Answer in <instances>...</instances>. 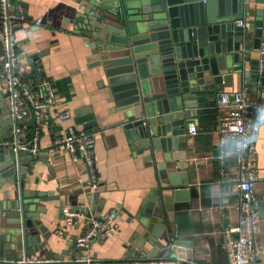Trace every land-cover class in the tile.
Returning a JSON list of instances; mask_svg holds the SVG:
<instances>
[{"label":"crops","instance_id":"crops-1","mask_svg":"<svg viewBox=\"0 0 264 264\" xmlns=\"http://www.w3.org/2000/svg\"><path fill=\"white\" fill-rule=\"evenodd\" d=\"M12 1L16 10L26 15L15 31L21 76L30 85L50 79L58 94L57 107L49 110L50 116L40 133L38 156L33 160H23L29 165L23 189L30 197L38 199L41 192L48 198L40 202L41 208L46 209V212L40 213L38 222L42 224L43 232L27 218L30 224H34L33 233L40 236L42 247L33 255L17 253L13 260L22 257L59 258L65 264H80L72 260L80 254L75 248V240L85 230L87 216L97 214L99 208L102 209L100 214L110 208L118 209L122 221L116 232L94 241L88 254L105 261L137 259L140 256L132 241L135 234L142 232L138 227L139 217L144 208L157 207L162 209L159 216L164 219L170 243H182L170 255H162L160 251L156 258L173 259L175 264H233L226 234L239 224L240 217L237 209L240 162L235 155L238 140L235 136L228 137L224 147L226 157L221 160L218 129L225 109L217 106L216 97L220 92L233 93L244 87L252 91L247 83L253 69L258 67L264 25L263 29H250V25L257 21L264 23V0H246L249 13L243 20L248 47L243 65L249 77L246 79L242 73H234L225 75V81L212 83L209 80L196 97L198 106L193 110H198V115L192 116L188 123L196 125L197 134L190 135L187 129L186 140L179 143V151L174 153L179 159L180 170L187 172L188 185L184 186L188 189L187 195L183 200H174L171 211L164 206L163 195L168 192L160 182L156 162L147 160L149 151L139 153L132 149L124 129L123 113L115 110V102L108 95L107 81L101 69L93 66L90 60L92 50L86 47V40L77 31L79 25L75 19L81 12L82 2ZM1 51L0 42V55ZM23 54L38 59L28 62ZM257 88H264V81L259 82ZM64 111L70 112L72 117L60 122L56 116ZM90 114H94L96 129L86 127L87 122L81 120ZM260 115L262 121L258 124L251 160L257 176L253 184L257 202L264 200V104ZM30 120H26V128L18 136L21 141L30 140L36 130V125L32 126ZM68 127L95 133L92 152L94 171L83 159L73 161L66 149L56 143ZM0 139L13 143L17 138L13 134L9 137L8 127H0ZM162 160L159 153L157 161ZM93 173L97 187L93 185ZM5 192H9V198H14V184L6 183L0 187V202L3 205L7 202ZM155 196L158 200L154 199ZM70 209L84 212L87 216L80 218L75 225L67 226L64 212ZM258 211L257 240L262 253L255 264H264V208ZM2 213L5 214V211ZM148 249L151 250L152 246L148 245Z\"/></svg>","mask_w":264,"mask_h":264},{"label":"water","instance_id":"water-1","mask_svg":"<svg viewBox=\"0 0 264 264\" xmlns=\"http://www.w3.org/2000/svg\"><path fill=\"white\" fill-rule=\"evenodd\" d=\"M78 2L82 5L75 19L79 25L77 31L86 40V47L92 50L93 66L101 69L107 81L115 110L123 113L124 129L132 149L139 153L149 151L147 160L156 162L160 182L168 192L163 195L164 206L171 211L174 200H183L187 195L188 189L184 187L188 185L187 172L180 170L174 153L179 151V143L186 140L191 117L198 115V110H193L198 106L196 97L209 80L225 81V75L234 73L249 77L243 65L248 47L246 29L238 25V21L247 17L249 4L246 0ZM263 25L257 21L250 29H263ZM23 57L28 62L38 59L27 54ZM17 73L21 75L19 69ZM260 80L264 81V76L256 67L247 85L256 92ZM260 112L261 108L256 106L248 108L254 124L261 123ZM11 113L8 95L2 86L0 127H8L9 137L16 124ZM93 119L94 114H90L81 120L87 122L86 127L96 129ZM30 124L34 126L35 120L31 119ZM159 153L163 160L158 162ZM27 158L34 159L28 151L0 147V187L10 183L15 188L14 198L5 192L6 205L0 202V210L5 211L0 213V257L7 260H13L20 252L33 255L42 247L40 236L33 233L34 224L27 218L43 232L38 222L40 213L46 209L41 208L40 202L48 198L41 192L38 199L30 197L23 189L29 166L23 160ZM256 206L263 209L264 200ZM101 211L99 208L96 215ZM160 213L161 208H144L139 217L138 227L142 232L135 234L132 241L139 258H156L160 251L162 255H170L182 243H170ZM148 245L152 246L151 250Z\"/></svg>","mask_w":264,"mask_h":264},{"label":"built area","instance_id":"built-area-1","mask_svg":"<svg viewBox=\"0 0 264 264\" xmlns=\"http://www.w3.org/2000/svg\"><path fill=\"white\" fill-rule=\"evenodd\" d=\"M25 19L26 15L16 10L12 0H0V42L2 44L0 83L8 95V102L12 110L11 114L16 122L12 128V134L17 138L13 143L0 139V147L12 146L16 152L28 151L33 157H37L40 151V133L50 116L49 110L57 107L58 94L52 80L43 79L39 84L30 85L17 73L19 52L15 31ZM238 25L245 27L244 20L238 21ZM259 55L258 69L260 75H263L264 39L259 44ZM216 103L220 109H225V112L220 117L218 129L221 146L220 159L223 160L226 157L224 147L228 137L235 136L238 140L235 155L240 162L239 202L237 205L240 214L239 224L227 231V246L233 264H255L262 253V247L257 240L260 214L256 206L257 199L253 185L257 176L251 165V160L259 125L253 123L252 118L248 115V108L254 106L262 108L264 104V88H257L254 93L248 87L233 93L223 91L218 93ZM71 117L72 114L68 111L61 112L56 116L60 122L67 121ZM28 119L35 120L36 130L30 140L21 141L18 136L24 132L26 120ZM188 131L190 135L197 134L196 125L190 123ZM56 143L66 149L73 161L83 159L89 169L94 171L92 152L95 147V133L93 131L68 127L64 130L63 136L56 140ZM92 178L94 187H97L95 173L92 174ZM64 214L67 226H73L80 218L87 216L84 212L81 213L71 209L65 210ZM121 221L120 211L116 208H110L98 216L95 213L87 216L86 228L75 240V248L80 254L72 260L80 264L176 263L175 260L164 257L125 258L116 261H105L89 255L91 244L102 237L116 232L120 227ZM6 262H15L17 264H65V261L59 258L38 259L22 257L14 261L0 257V264ZM192 264L197 263L193 262Z\"/></svg>","mask_w":264,"mask_h":264}]
</instances>
